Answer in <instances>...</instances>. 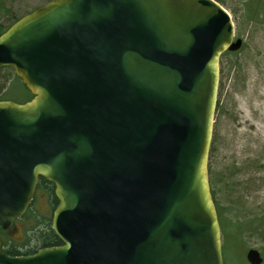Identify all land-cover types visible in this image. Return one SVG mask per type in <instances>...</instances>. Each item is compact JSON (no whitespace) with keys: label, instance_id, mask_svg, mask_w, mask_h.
<instances>
[{"label":"water","instance_id":"95a60500","mask_svg":"<svg viewBox=\"0 0 264 264\" xmlns=\"http://www.w3.org/2000/svg\"><path fill=\"white\" fill-rule=\"evenodd\" d=\"M234 38L214 0H50L1 34L0 67L32 99L0 101V225L41 178L61 245L0 242V264H223L208 158Z\"/></svg>","mask_w":264,"mask_h":264},{"label":"rangeland","instance_id":"374dc122","mask_svg":"<svg viewBox=\"0 0 264 264\" xmlns=\"http://www.w3.org/2000/svg\"><path fill=\"white\" fill-rule=\"evenodd\" d=\"M48 2L0 0V10L9 11L0 16V23L9 26ZM222 6L242 45L235 55H223L219 62L209 182L221 214L223 263L248 264L245 254L253 249L264 264V0H223ZM1 69H5L0 70V84L5 83L2 99L17 103L29 97L14 72ZM48 196L53 199L37 190L29 210L13 227L17 231L6 232L2 239L24 251L36 221L51 223ZM236 227L244 229L242 237Z\"/></svg>","mask_w":264,"mask_h":264},{"label":"trees","instance_id":"16d2710c","mask_svg":"<svg viewBox=\"0 0 264 264\" xmlns=\"http://www.w3.org/2000/svg\"><path fill=\"white\" fill-rule=\"evenodd\" d=\"M215 1L217 3H219L220 5H223V0H215ZM0 9H1V7H0ZM8 12L9 11H7L6 9H2V10H0V16L5 15ZM9 26H4L0 23V35L2 33H4L8 29ZM224 55H235V53H225ZM1 68H0V70H5V69H1ZM16 80H18V79L16 78ZM4 84L5 83L0 84V101L3 100L1 97L2 96L1 92H2V90H4ZM37 190L43 191V193L46 196L49 194L53 197V199L51 200V198L48 196V198H49L48 201H49V205L51 206V209L54 210L55 207L57 206V200L53 196L52 185L43 179H39V184L37 186ZM50 201H51V203H50ZM5 233L6 232H4L1 229V225H0V240H4L5 243L7 244L9 242V240L8 239H2V237H4V235H5ZM24 245H26V246H24L26 248L24 251H22L20 248H17V247H11L8 251H4V252L8 256H11V257H16V256H21V255H32V254H35L36 251L41 250V249L58 247L61 245V242L56 237V235L53 233V231L51 229L50 219H42V220L38 219V221H36V226L32 230L31 237L28 238L27 242H25Z\"/></svg>","mask_w":264,"mask_h":264},{"label":"flooded vegetation","instance_id":"af4514ba","mask_svg":"<svg viewBox=\"0 0 264 264\" xmlns=\"http://www.w3.org/2000/svg\"><path fill=\"white\" fill-rule=\"evenodd\" d=\"M28 95H29V97L26 96L27 98H26L24 101L22 100L20 103H24V102H26V101H28V100H30V99L32 98V96H31L30 94H28ZM215 207H216V212H217V216H218V222H219V226H220V230H221V236H222L223 233H222V225H221V214H220V212H219V210H220V209H219V206L216 204V202H215ZM239 227H240V225H239ZM254 229H255V228H254ZM254 229H253V230H254ZM11 230H12V229H11ZM11 230H10V231H11ZM14 230L17 231L16 228H15ZM236 230L241 234V237H242V234L244 233V229H243V228L241 229V228L236 227ZM253 230H252V231H253ZM252 231H251V232H252ZM251 232H250V233H251ZM1 242H2V244H3V250H4V251H8L11 247H15V245H14L13 243H11L10 241L7 243L8 245L5 243L4 240H2ZM260 256H261V255H260ZM262 262H263V259L261 258V263H260V264H263Z\"/></svg>","mask_w":264,"mask_h":264}]
</instances>
